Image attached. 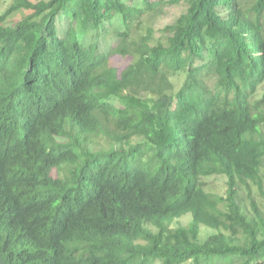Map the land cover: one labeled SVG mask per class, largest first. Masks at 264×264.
<instances>
[{
  "label": "trees",
  "instance_id": "1",
  "mask_svg": "<svg viewBox=\"0 0 264 264\" xmlns=\"http://www.w3.org/2000/svg\"><path fill=\"white\" fill-rule=\"evenodd\" d=\"M0 264H264V0L0 11Z\"/></svg>",
  "mask_w": 264,
  "mask_h": 264
},
{
  "label": "rangeland",
  "instance_id": "2",
  "mask_svg": "<svg viewBox=\"0 0 264 264\" xmlns=\"http://www.w3.org/2000/svg\"><path fill=\"white\" fill-rule=\"evenodd\" d=\"M13 0H0V11H2L6 6H8ZM36 1V0H33ZM185 9V6H183L181 3L167 6L164 10V13L158 18L156 24L157 28L164 26L167 23L173 22V20ZM23 14V12H14L12 13V19L13 21H16L19 19V17ZM118 66L122 68L125 66V64L128 63L126 58L118 57ZM209 181L208 187L217 192L221 193L223 191V179L221 177H210L207 179ZM187 218H181L180 222L182 224L186 223ZM203 228V226H202Z\"/></svg>",
  "mask_w": 264,
  "mask_h": 264
}]
</instances>
